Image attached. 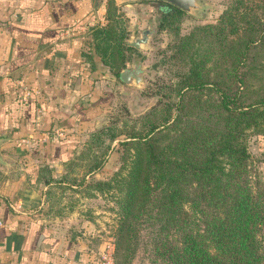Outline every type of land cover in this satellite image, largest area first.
<instances>
[{
  "label": "trees",
  "instance_id": "16d2710c",
  "mask_svg": "<svg viewBox=\"0 0 264 264\" xmlns=\"http://www.w3.org/2000/svg\"><path fill=\"white\" fill-rule=\"evenodd\" d=\"M183 14L159 8L158 30L171 41L157 102L88 134L84 174L122 139L118 168L87 189L115 205L113 264H131L139 248L147 264H264V181L246 143L264 135V0H228L214 23L181 35ZM104 19L88 35L116 77L129 60L128 19L113 0ZM38 174L45 184L66 178Z\"/></svg>",
  "mask_w": 264,
  "mask_h": 264
},
{
  "label": "crops",
  "instance_id": "0c3cea01",
  "mask_svg": "<svg viewBox=\"0 0 264 264\" xmlns=\"http://www.w3.org/2000/svg\"><path fill=\"white\" fill-rule=\"evenodd\" d=\"M106 2L0 0V264H92L61 235L67 222L44 216L54 182L38 173L63 174L75 139L119 90L88 35Z\"/></svg>",
  "mask_w": 264,
  "mask_h": 264
},
{
  "label": "rangeland",
  "instance_id": "374dc122",
  "mask_svg": "<svg viewBox=\"0 0 264 264\" xmlns=\"http://www.w3.org/2000/svg\"><path fill=\"white\" fill-rule=\"evenodd\" d=\"M227 1L199 0L200 10L194 14L184 12L182 15L179 34H185L198 25L214 23ZM158 3L166 2L147 0L120 5L128 19L127 24L132 35H137L142 29L150 26L156 28V32L138 51H129V57L131 56L142 68L141 81L138 84L123 85L118 91L112 86L99 121L92 126L91 131H84L75 139L70 159L64 163L62 173L66 178H63L60 184L52 186L48 204L42 206L46 218L55 220L57 224L67 222L68 226L62 227L61 235L81 248L80 251L92 264H106L107 261L113 264L112 233L115 229L117 213L110 194L91 191L92 194L89 195L87 183L93 180H105L118 168L120 148L117 140L122 137L109 144L100 166L89 174H84L89 163V155L83 157L79 155L86 152L90 132L107 125L118 127L125 119L139 116L157 102L158 96L154 90L168 79V63L164 61V56L169 54L166 46L171 41L168 32L158 30ZM114 78L117 82V76ZM246 143L253 166L262 172L264 135H249ZM90 148L99 152L102 146ZM262 176L264 181L263 173ZM131 264H147L145 253L141 248L136 251Z\"/></svg>",
  "mask_w": 264,
  "mask_h": 264
},
{
  "label": "water",
  "instance_id": "95a60500",
  "mask_svg": "<svg viewBox=\"0 0 264 264\" xmlns=\"http://www.w3.org/2000/svg\"><path fill=\"white\" fill-rule=\"evenodd\" d=\"M140 1H147V0H114V2L118 5L126 4V3H133V2H140ZM166 2L185 13L194 14L196 11L200 10L201 7L199 5V0H157ZM156 32L155 26H150L147 28L142 29L138 35H134L131 37L126 43L133 49L139 50L142 45L148 42L150 36H152ZM130 66L124 67L121 69L117 75V87L121 90L123 85H132L138 84L141 81V74L142 68L140 64L130 58Z\"/></svg>",
  "mask_w": 264,
  "mask_h": 264
},
{
  "label": "flooded vegetation",
  "instance_id": "af4514ba",
  "mask_svg": "<svg viewBox=\"0 0 264 264\" xmlns=\"http://www.w3.org/2000/svg\"><path fill=\"white\" fill-rule=\"evenodd\" d=\"M170 4L168 3H158V8H164V7H168ZM172 6V5H170Z\"/></svg>",
  "mask_w": 264,
  "mask_h": 264
},
{
  "label": "built area",
  "instance_id": "2783aa9c",
  "mask_svg": "<svg viewBox=\"0 0 264 264\" xmlns=\"http://www.w3.org/2000/svg\"><path fill=\"white\" fill-rule=\"evenodd\" d=\"M28 94H29V92L25 90L24 96H25V97H27V96H28ZM106 264H110V262H109V261H107V262H106Z\"/></svg>",
  "mask_w": 264,
  "mask_h": 264
}]
</instances>
